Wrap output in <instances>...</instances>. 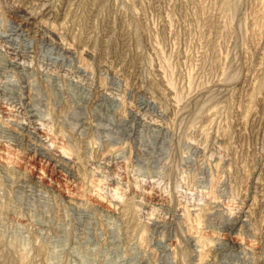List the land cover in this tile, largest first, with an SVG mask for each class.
<instances>
[{"label": "rangeland", "instance_id": "obj_1", "mask_svg": "<svg viewBox=\"0 0 264 264\" xmlns=\"http://www.w3.org/2000/svg\"><path fill=\"white\" fill-rule=\"evenodd\" d=\"M0 264H264V0H0Z\"/></svg>", "mask_w": 264, "mask_h": 264}]
</instances>
